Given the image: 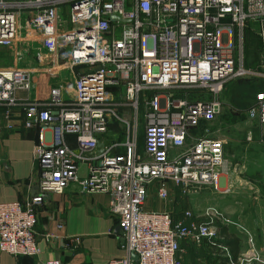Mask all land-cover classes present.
Listing matches in <instances>:
<instances>
[{
	"label": "built area",
	"instance_id": "obj_1",
	"mask_svg": "<svg viewBox=\"0 0 264 264\" xmlns=\"http://www.w3.org/2000/svg\"><path fill=\"white\" fill-rule=\"evenodd\" d=\"M252 24L262 50L255 68L244 63ZM20 41L38 45L36 70L20 66ZM0 47L11 48L13 58V65L0 67L5 116L20 104L25 127L53 131L50 145L39 131L34 147L35 193L22 202H0V251L37 257V211L47 193H61L73 181L84 194L106 193L108 211L117 217L124 253L106 264H182V240L206 238L214 244L221 238L219 225L236 224L213 206L185 210L173 219L170 212L147 210L144 204L151 187L168 200V183L183 194L196 184L217 189L227 173L225 139L192 129L216 119L228 82L264 79V0H0ZM46 64L50 73L79 66L67 84L69 98L63 97L62 84L50 88L46 104L21 97L19 91L32 88L31 72ZM180 89H195L196 96L187 91L178 96ZM142 109L141 151L136 132ZM247 116L264 123V90L256 92ZM114 122L125 132L122 152H112L116 143L98 152V136ZM172 148L182 150L170 154ZM80 164L88 167L83 177ZM42 236L58 238L55 231ZM36 264L69 263L52 258Z\"/></svg>",
	"mask_w": 264,
	"mask_h": 264
},
{
	"label": "crops",
	"instance_id": "obj_2",
	"mask_svg": "<svg viewBox=\"0 0 264 264\" xmlns=\"http://www.w3.org/2000/svg\"><path fill=\"white\" fill-rule=\"evenodd\" d=\"M4 49H8L12 56L11 48ZM11 65H13V58L9 66ZM49 66L50 64H46L45 68L38 73L31 72L34 75L31 90L29 92L19 91L18 94L21 97L36 99L41 104H46L50 88L54 84H62L64 87L63 97L68 99L71 95V89L68 88L67 84L72 83L75 76L74 72L61 66L54 73H50L47 71ZM0 67L8 66L0 65ZM242 82L244 83L239 84ZM247 89H253L255 96L256 90H264V79L248 77L228 82L220 95L221 104L226 100L225 95L228 90L231 96L233 94L241 97L242 94H246ZM115 90L118 91V97L120 90ZM5 109L6 107L0 106V202H22L36 191L38 175L34 159V147L38 142L39 131L42 133L46 145L52 143L53 131L49 126H43L41 130H38L37 127H25L23 123L24 108L20 104L12 106L8 116L4 114ZM127 113L129 112H125V116ZM210 123L202 121L193 133L210 135L204 131V128ZM261 127L264 128V123L261 124ZM143 128L144 126L138 127L140 141L138 146L141 151L144 140ZM124 138L123 126L114 122L109 125L101 140H108V144L116 143L112 152L120 153L123 150L121 143ZM67 140L71 147H75L72 136H68ZM181 150L182 148H172L170 154H175ZM87 172V165L80 164L78 176L83 177ZM168 188L170 190L169 199L161 200L157 197L154 187H151L148 190L144 208L147 210H166L171 213L173 219H178L182 213L177 205L184 194L171 183H168ZM36 217L35 229L38 245L41 248L40 254L35 258H15L0 251V264H36L52 258L69 264H106L109 260L120 257L124 253L120 248V230H116L118 226L117 217L108 211V195L106 193L84 194L76 182H70L61 193L49 192L45 195L44 203L38 209ZM58 224L62 226L57 228L56 225ZM47 231H55L58 238L46 241L42 235ZM252 239L254 244L255 242L256 244L261 243V241L264 242V237L259 242L257 235H255V241L253 237ZM206 244L207 241L204 239L200 244L194 243L190 239L182 240L180 253L184 264H214L213 259L207 261L203 253L204 248L207 247ZM261 248L259 247V249Z\"/></svg>",
	"mask_w": 264,
	"mask_h": 264
},
{
	"label": "rangeland",
	"instance_id": "obj_3",
	"mask_svg": "<svg viewBox=\"0 0 264 264\" xmlns=\"http://www.w3.org/2000/svg\"><path fill=\"white\" fill-rule=\"evenodd\" d=\"M257 31L255 24L246 30L244 63L247 67L255 68L262 58ZM18 45L21 50L20 66L36 70L38 61L34 55L39 52L36 42L20 41ZM11 62V52L0 48V65L9 66ZM186 91L190 96H196L195 89H180L175 93L182 96ZM225 98L226 100L222 98L224 103L221 104L216 119L204 131L211 136L225 139L227 173L217 189L209 184L194 185L190 193L182 195L177 208L182 214L185 210L199 212L209 206L219 209L225 217L236 222L228 224L227 227L239 235L241 241L238 261L232 264H264V242L253 243L252 249L247 241V232L254 241L255 235L259 242L264 237V128L261 127L259 119L247 116V108L255 102L253 89H247L246 94L241 97L233 94L231 96L228 90ZM126 116L129 117V113ZM138 118L142 128L141 113ZM136 134L138 136V130ZM219 232L221 234V225ZM201 241L193 242L200 244ZM224 253L225 249L221 247L220 254Z\"/></svg>",
	"mask_w": 264,
	"mask_h": 264
},
{
	"label": "trees",
	"instance_id": "obj_4",
	"mask_svg": "<svg viewBox=\"0 0 264 264\" xmlns=\"http://www.w3.org/2000/svg\"><path fill=\"white\" fill-rule=\"evenodd\" d=\"M257 91H260V90H256V92ZM139 142L140 141L138 138V143ZM227 226L228 225L221 224V234H220L221 238L216 240L214 244H212L210 240L204 238V240L207 241V244H206L207 247L204 248L203 253L206 256L207 261L212 258L214 264L237 263L238 257L240 255V249H241L240 248V237L235 232L230 231L229 227ZM222 246L226 248L224 254H220V249ZM22 257H27V256H22Z\"/></svg>",
	"mask_w": 264,
	"mask_h": 264
},
{
	"label": "water",
	"instance_id": "obj_5",
	"mask_svg": "<svg viewBox=\"0 0 264 264\" xmlns=\"http://www.w3.org/2000/svg\"><path fill=\"white\" fill-rule=\"evenodd\" d=\"M112 19H116V17H115V16H112ZM60 50H61V49H60ZM61 51H62V50H61ZM78 68H79V66H77V65L74 66V67L72 68V70H73V72H74L75 75L78 74ZM98 138L101 139L102 136L99 135ZM106 144H108V140H102V141H99V142L97 143V146H96L97 151H98V152L103 151V148H104V146H105ZM116 230L119 231V226L116 227ZM132 258H133V259H136V256L133 254V255H132Z\"/></svg>",
	"mask_w": 264,
	"mask_h": 264
},
{
	"label": "flooded vegetation",
	"instance_id": "obj_6",
	"mask_svg": "<svg viewBox=\"0 0 264 264\" xmlns=\"http://www.w3.org/2000/svg\"><path fill=\"white\" fill-rule=\"evenodd\" d=\"M144 114H143V109H142V111H141V116H142V118H143V126L145 125V120H144V116H143Z\"/></svg>",
	"mask_w": 264,
	"mask_h": 264
}]
</instances>
